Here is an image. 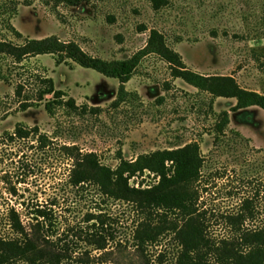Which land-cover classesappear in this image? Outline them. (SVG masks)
<instances>
[{"label": "rangeland", "instance_id": "obj_1", "mask_svg": "<svg viewBox=\"0 0 264 264\" xmlns=\"http://www.w3.org/2000/svg\"><path fill=\"white\" fill-rule=\"evenodd\" d=\"M17 4L11 25L17 38L1 25L0 40L22 45L26 39L57 37L77 43L88 54L105 61L128 60L142 50L150 31L164 35L168 46L186 66L204 76L234 78L247 91L264 95V0H165L154 10L150 0H89L79 8L56 0H10ZM0 0V20L7 19ZM10 16V13L8 14ZM23 70L0 57V235L12 238L8 214L14 210L27 226L32 211L51 213L54 241L74 260L66 264H177L181 253L178 233L183 218L155 216L154 241L138 246L144 215L132 205L102 198L93 186L68 187L72 162L62 157V146L94 153L102 165L116 169L119 155L133 162L139 157L197 143L204 159L197 189L198 222L215 248L235 242L237 230H264V111L250 108L237 113L235 100L200 94L157 56L146 58L127 85L130 101L114 110L120 83L74 63L57 65L53 56L26 60ZM47 71L57 91L74 99L83 114L57 110L54 118L44 104L21 111L24 97L35 99L32 75ZM27 84L23 98L18 85ZM138 95V96H135ZM139 97V98H136ZM51 99L48 97L47 100ZM91 108H99L97 115ZM229 112L225 136L215 134L217 116ZM18 127H38L52 142L40 151L33 141L10 142L6 134ZM159 179L149 172L131 180L135 189H150ZM252 205L238 220L244 201ZM101 216V221L89 220ZM230 217L235 218L231 221ZM103 245L106 250L99 251ZM215 245V246H214ZM210 264H216L209 258Z\"/></svg>", "mask_w": 264, "mask_h": 264}, {"label": "trees", "instance_id": "obj_2", "mask_svg": "<svg viewBox=\"0 0 264 264\" xmlns=\"http://www.w3.org/2000/svg\"><path fill=\"white\" fill-rule=\"evenodd\" d=\"M7 10V19L0 20L1 25L7 24L8 31L17 38H22L11 25L12 17L17 13V4L4 0ZM155 11L167 6L165 0H150ZM57 4L71 8H79L88 4L89 0H56ZM10 13V16L8 15ZM50 55L56 60L57 65L74 63L83 69L93 70L107 78L119 81V91L111 108L119 109L126 105L132 98L127 90V85L136 75L142 62L150 57L157 56L171 68L172 78L182 80L187 85L196 89L200 94L211 98L210 109L213 112V102L218 99L235 100L236 105L231 109L237 113L250 108H259L264 111V95L247 91L239 86L237 81L227 76H204L192 72L184 63L181 55L171 49L163 34L151 30L146 46L128 60L105 61L85 52L75 42H65L57 37L43 40L26 39L22 45H15L8 40H0V57L12 61V65L19 70H25L22 64L39 56ZM0 81L9 83L7 77L1 76ZM37 72L32 75L36 84L35 99L24 97L20 103L21 111H27L44 104L47 114L54 118L57 110H65L69 114L88 112V107H79L74 99L68 98L61 91H57L54 81L46 75ZM26 82L16 88V97L23 98ZM138 96V95H135ZM48 97L51 99L47 100ZM139 98V97H136ZM90 113L97 115L99 108H91ZM215 134L218 138L225 136L230 125L229 112H222L217 116ZM10 142L33 141L40 151L47 152L52 146L51 139L41 133L38 127L28 129L18 127L13 134H6ZM62 157L71 161L72 169L69 173L68 187L82 189L93 186L99 195L114 202L132 205L142 215L146 216L139 231L135 234L138 246H146L153 242L154 227L152 223L155 216L176 215L183 218L185 225L178 233L181 253L177 264H210L209 258H214L216 264H264V230L261 232L237 230V240L230 243L224 241L220 248H214L206 236V230L198 222L200 200L199 185L204 167V159L200 145L192 143L178 147L171 151H160L139 157L136 161L129 162L119 155V165L116 169L102 165L94 153H82L75 146H62L59 148ZM149 172L159 179L157 185L150 189L142 190L131 187L130 182L137 176ZM251 201H244L238 220L243 224L244 211H248ZM101 221V216L93 218ZM231 221L236 219L228 218ZM27 226L16 211L8 214L13 237L4 238L0 235V264H66L72 263L74 256L68 249H60L59 242L53 228L51 213L45 208L32 211ZM215 246V245H214ZM99 251L106 248L98 247ZM80 264H86L80 260Z\"/></svg>", "mask_w": 264, "mask_h": 264}]
</instances>
